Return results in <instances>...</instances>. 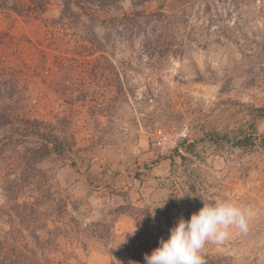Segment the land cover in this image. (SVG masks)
I'll return each mask as SVG.
<instances>
[{
  "label": "rangeland",
  "instance_id": "374dc122",
  "mask_svg": "<svg viewBox=\"0 0 264 264\" xmlns=\"http://www.w3.org/2000/svg\"><path fill=\"white\" fill-rule=\"evenodd\" d=\"M45 1L38 9L5 0L0 9V109L44 122L59 139L38 164L48 202L67 205L47 227L73 224L69 234L62 224L49 264H144L145 253L140 263L132 252L147 220L167 239L203 207L202 196L253 209L247 233L233 228L205 246V264H264V149L233 145L264 133V0H121L91 14ZM155 127L186 136L155 149ZM14 148L13 164L0 165L4 252L37 244L16 208L34 200L10 201L5 190L25 144Z\"/></svg>",
  "mask_w": 264,
  "mask_h": 264
},
{
  "label": "trees",
  "instance_id": "16d2710c",
  "mask_svg": "<svg viewBox=\"0 0 264 264\" xmlns=\"http://www.w3.org/2000/svg\"><path fill=\"white\" fill-rule=\"evenodd\" d=\"M121 0H63V13L66 11H71L72 6L78 7L85 14H91L96 9L106 10L112 8L120 3ZM138 4H142L148 0H133ZM5 0H0V9L5 8ZM45 0H33V4L38 9H43ZM10 93V92H7ZM13 95L8 94V97ZM262 112L260 116H264V107L258 108ZM8 115L4 110L0 109V165L5 163L13 164L14 159L10 157V154L15 150V144L22 145L25 144V149L23 151L24 155L19 156L18 163L20 164V171L15 174V177L12 178L9 182L8 178L5 180L8 181L9 185L5 186L7 195L10 201L15 200L17 196L25 195L27 198L34 200L33 202H24L22 204H17L16 208L20 209L18 217L23 221L27 220L26 227H32L31 235L37 242L36 248H29L28 244L22 246H13L10 249H6L4 242L0 241V264H49V256L53 244L55 243L58 236L63 232L62 224L66 223L70 233L73 220L69 222L62 221L59 226L58 219L55 220L56 226L53 229H49L47 222L49 215L53 212H57V215L60 219L64 217L67 205L65 202H48V196L50 191L49 179L47 176L42 173V170L38 168V164L43 162L49 154L59 150V139L51 131H47L44 122L31 119L27 115ZM8 116H11V121ZM25 116V117H24ZM19 118L21 121H19ZM255 130V129H254ZM230 142L228 134L221 136ZM34 139L35 140L34 142ZM34 143V144H33ZM62 145V143H60ZM233 145L239 148H248L251 146H260L264 149V133H258L256 130L252 133H244L242 136L238 137L233 141ZM11 147V148H10ZM9 148L11 153L7 155ZM20 153V152H18ZM13 156V155H11ZM2 161V162H1ZM1 177V176H0ZM49 204L48 208L44 207ZM52 205V206H50ZM59 205L58 209H55V206ZM44 207L46 210H43ZM64 208V210H63ZM122 208V207H121ZM147 211V210H146ZM68 212V211H67ZM143 212V211H140ZM143 213H139L138 216H141ZM149 216H154L149 214ZM29 218V219H27ZM139 221H143L138 219ZM152 220V221H151ZM148 223L146 230H142L138 233V237L135 242H138L137 246L132 252L133 256L139 258L138 261L142 263V258L139 254H150L153 249L159 246V235L153 234L155 231V218H152ZM29 221V222H28ZM97 225V224H93ZM91 225H86L83 231L92 230ZM40 233H46V237H42ZM52 251V250H51ZM144 254V255H145ZM211 259L209 256L205 258V262Z\"/></svg>",
  "mask_w": 264,
  "mask_h": 264
},
{
  "label": "clouds",
  "instance_id": "9594fccd",
  "mask_svg": "<svg viewBox=\"0 0 264 264\" xmlns=\"http://www.w3.org/2000/svg\"><path fill=\"white\" fill-rule=\"evenodd\" d=\"M202 199L203 207L193 212L190 219L182 216L172 227L170 236L161 238L159 246L145 254L144 264H205L203 252L208 243L224 241L233 228L248 232L253 218L250 206L237 203L230 196L223 199L202 196ZM164 204H157L155 209Z\"/></svg>",
  "mask_w": 264,
  "mask_h": 264
},
{
  "label": "built area",
  "instance_id": "2783aa9c",
  "mask_svg": "<svg viewBox=\"0 0 264 264\" xmlns=\"http://www.w3.org/2000/svg\"><path fill=\"white\" fill-rule=\"evenodd\" d=\"M137 99L143 98V92L142 89H140L136 94ZM186 136L185 131L181 132H168L165 129L161 127H155L154 131L152 133V140L151 144L155 149L159 148H166V149H173L178 146V143L183 137ZM136 152L140 153L141 148L137 147Z\"/></svg>",
  "mask_w": 264,
  "mask_h": 264
}]
</instances>
